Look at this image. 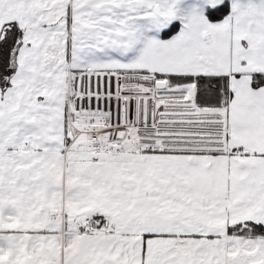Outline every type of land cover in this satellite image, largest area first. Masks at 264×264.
Returning a JSON list of instances; mask_svg holds the SVG:
<instances>
[{"label": "snow or ice", "instance_id": "6c2138e0", "mask_svg": "<svg viewBox=\"0 0 264 264\" xmlns=\"http://www.w3.org/2000/svg\"><path fill=\"white\" fill-rule=\"evenodd\" d=\"M0 264H264V0H0Z\"/></svg>", "mask_w": 264, "mask_h": 264}]
</instances>
